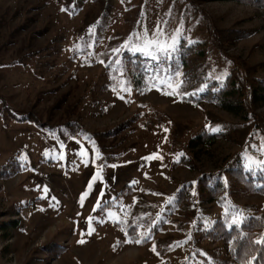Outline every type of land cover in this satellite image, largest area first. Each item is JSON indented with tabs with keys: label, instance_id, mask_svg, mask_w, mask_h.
<instances>
[{
	"label": "rangeland",
	"instance_id": "obj_1",
	"mask_svg": "<svg viewBox=\"0 0 264 264\" xmlns=\"http://www.w3.org/2000/svg\"><path fill=\"white\" fill-rule=\"evenodd\" d=\"M64 1L0 0V264H175L174 256L183 254L182 244L171 242L184 236L180 219L157 226L156 214L179 184L219 169L228 157L262 158L264 135L210 103L181 101L157 87L139 96L121 82L114 86L108 66L124 39L118 35L126 32L128 11L116 3L111 15L89 28L107 13L106 1L89 0L76 15ZM195 1L197 12L182 0L173 6L172 0H139L130 10L139 25L138 32L128 30L132 41L175 32L210 47V19L222 32L236 31L224 45L227 53L264 77L262 8L237 0ZM200 62L216 75L229 67L218 53ZM256 113L264 118V105ZM207 123L226 135L194 150L185 147ZM186 152L192 166L173 167ZM126 183H135L133 191L115 198ZM237 201L261 206L264 195ZM204 206L221 209L215 202ZM135 219L145 243L130 241L115 225ZM12 220L17 223L2 226Z\"/></svg>",
	"mask_w": 264,
	"mask_h": 264
},
{
	"label": "trees",
	"instance_id": "obj_2",
	"mask_svg": "<svg viewBox=\"0 0 264 264\" xmlns=\"http://www.w3.org/2000/svg\"><path fill=\"white\" fill-rule=\"evenodd\" d=\"M87 1L89 0H65L64 3L67 5L66 9L72 15H76L82 10L80 6ZM105 1L107 13L102 12L90 21L89 28H95L99 22L111 15L109 10L111 7L113 9L121 4V8L128 11L125 17L126 32L121 31V35H118L119 38L124 36V39L116 50H112L114 65L108 66V70H113L114 86L115 83L121 82L124 88H131L139 96L157 87L161 92H166L181 101L195 105L210 103L242 119L245 125L252 126L251 131L256 129L264 135V118L256 113L257 107L264 105V77L253 76L238 57L227 53L224 46L237 35L236 31L222 32L216 29L209 19L206 29L210 47L206 40L190 35L179 36L175 32L152 35L146 40V36H142L141 41L133 42L128 30L138 32L139 25L132 23L129 16L130 10L135 9V4L139 0ZM182 1L196 9V12L200 10L195 0ZM237 1L258 6L264 11V0ZM174 2L175 0H172V6ZM201 13L204 15L202 11ZM169 18L170 22L176 20L175 15H169ZM162 39L171 41L165 43L161 41ZM148 40L152 42L146 43ZM213 53H218L229 63V67L226 65L225 69L220 71L221 75L213 72L212 74L200 62ZM29 118L31 116L27 115L18 119ZM214 128L216 127L213 123L202 125L187 139L184 146L194 150L199 145L214 144L226 135L224 129L218 128L213 131ZM171 134H174L173 129ZM173 142L175 141L171 136V148L176 146ZM171 151L174 150L170 149ZM181 155L172 166H192V156L187 152ZM235 157L238 158L228 157L217 170L203 171L193 181L179 184L176 194L159 212L161 215L156 214L154 217L153 220L158 218L155 222L157 226L169 217L174 221L180 219L181 225L178 228L184 232V236L171 242L181 243L183 254L178 253L174 256L175 264H241L242 260L253 256L256 257L253 264H264V248L253 243L255 239L264 236V203L261 206H252L237 201V197L241 195H264V163H261L264 162V156L260 159L248 158L246 155ZM134 186L135 183L122 185L115 198L127 196L133 191ZM112 202L111 200L104 203L101 208L109 206ZM214 202L220 206V210L211 212L205 208V204ZM135 220L137 222L133 221L128 225L120 222H116L115 225L129 237L130 241L141 239V243H145L148 237L141 234V226L138 219ZM16 223L17 220H12L2 226L7 228ZM119 225H122L121 228ZM120 240V244H123L125 238ZM208 242L213 243L214 247L206 246ZM57 247L59 252L63 250L62 246ZM165 255L166 260H169L168 253ZM171 256L173 257V252Z\"/></svg>",
	"mask_w": 264,
	"mask_h": 264
},
{
	"label": "snow or ice",
	"instance_id": "obj_3",
	"mask_svg": "<svg viewBox=\"0 0 264 264\" xmlns=\"http://www.w3.org/2000/svg\"><path fill=\"white\" fill-rule=\"evenodd\" d=\"M219 128V126H217V128H214L212 129L213 131H216L217 129ZM261 163H264V162H261ZM97 177H93V179L95 180ZM89 187H91V184L89 185ZM81 243H83V241H80ZM135 243L139 244L141 243V239H137L135 240ZM254 244H257V245H260L261 248H264V236H261L257 239H255L253 241ZM256 260V257H250L249 259L247 260H242L241 261V264H253V262Z\"/></svg>",
	"mask_w": 264,
	"mask_h": 264
}]
</instances>
